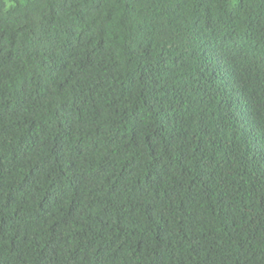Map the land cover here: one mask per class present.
<instances>
[{
	"label": "trees",
	"instance_id": "1",
	"mask_svg": "<svg viewBox=\"0 0 264 264\" xmlns=\"http://www.w3.org/2000/svg\"><path fill=\"white\" fill-rule=\"evenodd\" d=\"M0 264H264V0H0Z\"/></svg>",
	"mask_w": 264,
	"mask_h": 264
}]
</instances>
